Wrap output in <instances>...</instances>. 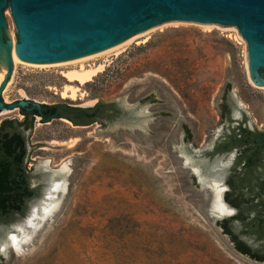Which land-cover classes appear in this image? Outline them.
<instances>
[{"label": "rangeland", "instance_id": "rangeland-1", "mask_svg": "<svg viewBox=\"0 0 264 264\" xmlns=\"http://www.w3.org/2000/svg\"><path fill=\"white\" fill-rule=\"evenodd\" d=\"M10 35L8 15L3 39ZM131 36L82 62L22 69L13 60L1 91L6 103L114 101L132 115L87 125L34 117L24 130L27 168L43 185L25 215L0 225V264H264L238 248L262 253L264 241L241 231L226 199L236 151L205 153L244 116L248 127L264 130V86L250 78L245 39L183 20ZM81 63L99 70L82 84L67 79L63 73ZM3 110L0 121L23 118L18 108ZM213 180L223 182L231 216L211 211ZM56 181L61 187L51 189ZM22 234L14 247L9 236Z\"/></svg>", "mask_w": 264, "mask_h": 264}, {"label": "water", "instance_id": "water-1", "mask_svg": "<svg viewBox=\"0 0 264 264\" xmlns=\"http://www.w3.org/2000/svg\"><path fill=\"white\" fill-rule=\"evenodd\" d=\"M8 15L22 69L59 66L117 44L151 25L183 20L240 33L248 47L250 78L264 86L260 73L264 71V0H0V46L6 47L7 55V73L0 84V111L31 103L41 121L56 118L57 114L55 111L45 116L42 103L34 100L6 103L2 99L1 91L13 65L11 40L3 39ZM194 172L202 179L197 169ZM221 198L233 211L222 216L213 214L218 218L231 216L235 209L224 200L223 192Z\"/></svg>", "mask_w": 264, "mask_h": 264}, {"label": "trees", "instance_id": "trees-1", "mask_svg": "<svg viewBox=\"0 0 264 264\" xmlns=\"http://www.w3.org/2000/svg\"><path fill=\"white\" fill-rule=\"evenodd\" d=\"M226 102L224 97L222 106ZM31 107L32 104L28 103L18 108L23 115L21 120L4 118L0 121V225L25 215L29 202L40 194L43 185L40 174H33L27 168L28 137L24 130L33 126L34 117L39 114L35 106ZM41 111L45 116L57 111L56 117H66L75 125H87L94 121L103 123L132 115V111L123 109L117 102L103 100L91 106L42 103ZM260 134L257 130L236 125L228 135H221L211 151L205 152L213 156L233 147L239 149L226 179L231 194L226 199L237 209L236 218L242 225L241 231L257 241L264 240V137L257 140ZM253 142L256 143L253 145ZM33 180H36L34 185ZM225 228L230 230L228 225ZM238 248L250 256L264 257V244L261 254L253 252L242 242H239Z\"/></svg>", "mask_w": 264, "mask_h": 264}, {"label": "bare ground", "instance_id": "bare-ground-1", "mask_svg": "<svg viewBox=\"0 0 264 264\" xmlns=\"http://www.w3.org/2000/svg\"><path fill=\"white\" fill-rule=\"evenodd\" d=\"M143 33V32H142ZM147 33V32H146ZM11 36V35H10ZM137 37V36H136ZM135 36H131V37H128L126 39H124L123 41L117 43V44H114L110 47H107L103 50H100V51H97V52H94V53H90L88 55H85L83 57H80L78 59H75L73 61H70V62H67V63H74L76 61H81L84 60V59H88L90 57H94L95 55L99 54V53H103V52H106V51H109L110 50H115L119 47H121L122 45H124L125 43L131 41L132 39H134ZM11 41H10V57L12 59V62L14 60V62H20V57L17 55L16 53V44H15V39L13 36H11ZM0 53H1V57H2V61H3V66H4V70L5 72L3 73H0V84L2 83L6 73H7V65H6V61H7V55H6V47L3 45V46H0ZM107 53V52H106ZM13 62V63H14ZM21 63V62H20ZM249 68V67H248ZM98 66L97 67H88V68H84L82 67V63L80 65V67L78 68H75V69H70L68 71H66L65 73H63L64 75H67V79L69 80H72V81H78L79 83H85L86 81L90 80L94 75H96L97 71H98ZM263 87V86H262ZM74 90V89H73ZM72 90V91H73ZM73 95V94H72ZM75 97V96H74ZM7 113V110H3L0 112V115L2 114H5ZM63 119V118H62ZM65 120V119H63ZM67 121V120H65ZM47 163V161H46ZM65 164V163H64ZM63 164V165H64ZM66 168V167H65ZM67 169V168H66ZM194 171H196V168H193ZM198 169V168H197ZM202 180V179H201ZM203 183V182H202ZM62 184V183H61ZM64 185V184H63ZM62 185V186H63ZM206 185V184H205ZM207 185L210 186V189L212 191V202H211V211L218 214L219 216H222V215H226V214H230L233 210L222 200L221 196H222V192L224 190V186L221 185L218 181H209L207 183ZM60 186V183L59 182H53L52 185H51V189H56ZM61 187V186H60ZM65 188V187H64ZM63 188V189H64ZM209 188V187H208ZM61 189V188H60ZM59 189V190H60ZM53 190V191H54ZM52 191V193H53ZM50 192V191H49ZM48 192V194H50ZM55 192V191H54ZM55 194V193H54ZM48 197V196H47ZM54 197V196H53ZM50 199V197H48ZM54 201V200H53ZM57 201V200H55ZM48 203V202H47ZM50 203V202H49ZM56 205V204H55ZM52 208H54V203L51 201V204H48L46 205V207H44V212L47 213L49 212ZM43 212V213H44ZM35 213V212H34ZM34 215V214H33ZM41 215V214H40ZM36 222V221H35ZM37 224V223H36ZM34 226V225H33ZM33 228V227H32ZM22 229V227H21ZM19 231V230H18ZM20 232V231H19ZM18 232V233H19ZM24 232V231H23ZM24 235V234H22ZM20 235V236H22ZM9 236V235H8ZM26 236H28V234H26ZM19 237V236H18ZM16 235H10L9 236V239H10V242L11 244L18 248L19 246V243L23 242V238H25V235L22 236V238H18ZM19 239H22L21 242H18ZM8 240V239H7ZM21 245H23L21 243ZM21 248V247H20Z\"/></svg>", "mask_w": 264, "mask_h": 264}, {"label": "flooded vegetation", "instance_id": "flooded-vegetation-1", "mask_svg": "<svg viewBox=\"0 0 264 264\" xmlns=\"http://www.w3.org/2000/svg\"><path fill=\"white\" fill-rule=\"evenodd\" d=\"M260 73L264 76V71H262V70H260ZM244 120H245V116L243 117V122L242 121H240V122H237V124L236 125H241V127H247L248 129H250V130H252V131H254V130H257V129H255V128H251V127H248L246 124H245V122H244ZM235 125V126H236ZM235 126H233V127H235ZM232 127V128H233ZM231 128V129H232ZM230 129V130H231ZM230 130L229 131H227V132H224V134H223V136L225 137V135H228L229 133H230ZM257 131H259V130H257ZM259 132H261V134L257 137L258 139L257 140H260V139H262L263 137H264V134H263V132H264V130H262V131H259ZM256 142H253V145L255 144ZM231 151H236V154H235V156H234V158H233V160H232V164H231V166L235 163V160H236V157H237V155L239 154V149L237 148V147H233V148H231V149H229V150H226V151H224L223 153H229V152H231ZM263 163H264V159H263ZM241 166V164L237 167V169H239V167ZM231 168V167H230ZM229 173H230V170H229ZM229 175V174H228ZM229 186V185H228ZM227 196L228 195H230V187H229V190L227 189ZM262 193H264V190H263V192ZM259 241V240H258ZM260 241H264V240H260ZM247 254V253H246ZM260 254H261V252H260ZM257 256H254V258H256ZM256 259H259V258H256Z\"/></svg>", "mask_w": 264, "mask_h": 264}]
</instances>
